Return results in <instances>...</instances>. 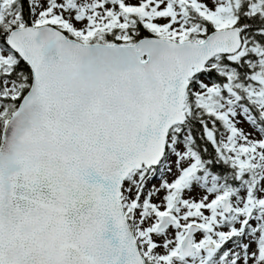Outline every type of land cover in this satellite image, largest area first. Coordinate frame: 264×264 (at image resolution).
Returning a JSON list of instances; mask_svg holds the SVG:
<instances>
[{
  "label": "snow or ice",
  "instance_id": "obj_1",
  "mask_svg": "<svg viewBox=\"0 0 264 264\" xmlns=\"http://www.w3.org/2000/svg\"><path fill=\"white\" fill-rule=\"evenodd\" d=\"M0 264H264V0H0Z\"/></svg>",
  "mask_w": 264,
  "mask_h": 264
}]
</instances>
